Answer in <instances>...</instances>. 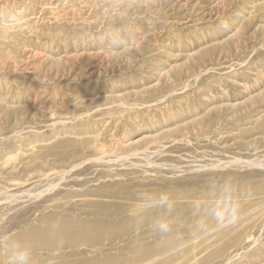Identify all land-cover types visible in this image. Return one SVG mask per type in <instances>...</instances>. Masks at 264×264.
Instances as JSON below:
<instances>
[{"label": "rangeland", "instance_id": "1", "mask_svg": "<svg viewBox=\"0 0 264 264\" xmlns=\"http://www.w3.org/2000/svg\"><path fill=\"white\" fill-rule=\"evenodd\" d=\"M54 216L96 226L34 249ZM16 247L264 264V0H0V264Z\"/></svg>", "mask_w": 264, "mask_h": 264}, {"label": "bare ground", "instance_id": "2", "mask_svg": "<svg viewBox=\"0 0 264 264\" xmlns=\"http://www.w3.org/2000/svg\"><path fill=\"white\" fill-rule=\"evenodd\" d=\"M237 186V184H236ZM233 196L237 198H241L244 195H249L252 192H244L242 190H237L233 189ZM57 216H54L49 220V227L42 228L41 229V240L46 239L51 242L52 244L45 243L42 241L40 242H35L33 248L34 249H39V248H44L47 244L54 246V247H67V246H72L74 243L79 242V241H87L89 239H86L90 233L93 232L95 229L96 224L93 222H76L75 224H69L65 223L61 220H59ZM65 231H71L73 235L70 236H64L63 232ZM68 264H72L70 262H67ZM86 264V263H82Z\"/></svg>", "mask_w": 264, "mask_h": 264}, {"label": "clouds", "instance_id": "3", "mask_svg": "<svg viewBox=\"0 0 264 264\" xmlns=\"http://www.w3.org/2000/svg\"><path fill=\"white\" fill-rule=\"evenodd\" d=\"M121 31L127 37V43L125 44V47L128 46L135 47V43H136L135 33L128 31L126 28L123 27ZM29 259H30L29 255L26 254V252L23 249L16 247L14 252V259L12 260L11 264H29Z\"/></svg>", "mask_w": 264, "mask_h": 264}]
</instances>
